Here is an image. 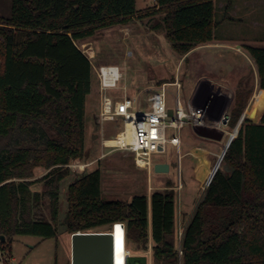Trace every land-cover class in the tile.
<instances>
[{
	"label": "trees",
	"instance_id": "1",
	"mask_svg": "<svg viewBox=\"0 0 264 264\" xmlns=\"http://www.w3.org/2000/svg\"><path fill=\"white\" fill-rule=\"evenodd\" d=\"M137 3L12 0L11 14L0 17V253L11 257L17 235L56 237L61 183L72 170L66 165L86 154V101L94 78L78 42L140 16ZM154 13L163 14L166 36L182 56L216 38L215 0H156ZM244 48L258 73L259 89L245 113L250 119L227 147L181 241L171 181L150 197L105 200L99 168L68 186L64 224L71 235L124 222L133 252L146 250L152 238L153 264H264V47ZM251 94L236 92L233 128ZM37 167L49 169L42 191L32 189Z\"/></svg>",
	"mask_w": 264,
	"mask_h": 264
},
{
	"label": "rangeland",
	"instance_id": "2",
	"mask_svg": "<svg viewBox=\"0 0 264 264\" xmlns=\"http://www.w3.org/2000/svg\"><path fill=\"white\" fill-rule=\"evenodd\" d=\"M250 6L256 9L254 8L248 19L226 21L215 31L214 40L205 43L186 60L174 50L166 36L163 14L154 13L156 0H138L137 8L140 16L134 17L126 24L101 28L93 37L78 42L79 48L90 58L93 65L94 83L86 101V154L82 158L83 161L92 164L83 173L71 170L69 177L61 183V210L56 237L42 239L37 235H17L13 243L12 264H71V234L64 224L68 203L67 189L72 181L97 168L102 171V198L105 200L130 201L134 195L142 193L150 197L154 190L165 189L167 182L171 181L176 188L178 199L177 228L180 237V232H183L188 218L184 213L188 202L186 199L190 197L193 200L189 206L198 204L209 181L206 178H209L212 171L222 164V146L226 145L230 137L225 133L220 143L207 138H202L200 141L199 138L196 139L199 136L191 128L187 126L183 128L182 138L185 141L219 151L212 170L209 169L206 160L202 159L198 174L203 181H196L195 184L191 180L194 179L193 171L188 173L187 170L185 143L181 145L180 151L172 144H168L164 153L153 156V161L167 162L170 165L168 173H157L154 167L150 170L138 167L132 150L105 144V140L116 137L124 129V125L122 118L106 121L103 126L98 122L100 88L95 68L101 65L119 66L123 78L120 88L115 91V96L133 95L132 97L137 98L147 107L152 105L155 88L157 86L161 88L163 83H168L165 86L167 101L169 106H174L177 88L172 82L179 80L182 86L184 85L181 88V99L186 104V89L191 85L197 69V66L193 67V65L199 61L198 71L232 80L234 87L232 96L240 89L252 91L243 112L246 113L259 87L256 65L244 46L250 44L264 47V0H251ZM11 8L12 0H0V17H8ZM216 10L220 17L223 9L219 3ZM229 106L227 112L231 115L235 100ZM245 118L250 119L248 116ZM260 119L253 121L258 122ZM234 128L229 123L226 130L233 133ZM48 172L49 169L43 167L34 170V176L31 178L35 181L32 185L33 190H43L42 179ZM180 182L182 187L179 189ZM43 211L47 218L51 217L47 202ZM128 246L133 251L134 245L128 242Z\"/></svg>",
	"mask_w": 264,
	"mask_h": 264
},
{
	"label": "built area",
	"instance_id": "3",
	"mask_svg": "<svg viewBox=\"0 0 264 264\" xmlns=\"http://www.w3.org/2000/svg\"><path fill=\"white\" fill-rule=\"evenodd\" d=\"M1 25V24H0ZM99 80L100 88V105L98 113V122L104 125L106 121L122 118L124 129L119 133L128 130V123L131 125L132 140L124 141L120 139L119 133L116 135L118 142L111 147L132 150L134 154L135 164L144 169L150 170L155 167L157 162L153 161L155 154L164 153L167 145L172 144L178 151L182 145V130L184 127L191 128L195 133L197 129L204 132L213 131L215 133H227L228 137L232 133L227 132L230 122V115L227 111L215 116L210 104L198 106L189 100L184 104L181 99L182 84L179 80L172 82L176 86L177 91L174 96V106H169L165 86L163 83L161 88L153 94L152 105L147 107L140 103L137 98L125 94L122 97L115 96V91L120 88V82L123 73L117 65H101L95 68ZM236 135L239 133L237 126L233 129ZM234 136V137H235ZM233 137V138H234ZM108 146V145H107ZM181 154L179 153V162ZM92 162H85L82 159H75L66 166L76 172H85ZM182 187L180 182L179 189ZM117 225H123V253L124 264L129 256L146 255L148 264H153V243L150 237L148 248L142 252L135 253L128 246V238L126 234V224L124 222L114 223L110 229L90 232H109L113 236V247L115 253V237L114 232ZM180 232V241L182 237ZM179 253L182 255L181 247ZM12 258L0 253V264H12ZM116 263V262H115ZM181 264V260L179 262Z\"/></svg>",
	"mask_w": 264,
	"mask_h": 264
},
{
	"label": "crops",
	"instance_id": "4",
	"mask_svg": "<svg viewBox=\"0 0 264 264\" xmlns=\"http://www.w3.org/2000/svg\"><path fill=\"white\" fill-rule=\"evenodd\" d=\"M218 3L223 9V13L220 15V17H218L219 15L217 13V20L219 21V25L217 26L216 30L226 21L248 19L252 15V12L256 9L254 6H250L251 0H215L216 9ZM204 45L205 44H200L194 47L192 50H190L187 54L183 55L182 57L184 58V60H186L194 52L198 51ZM198 62L195 63L193 67L197 66V69L199 70L198 66H200V63ZM197 69L194 72V76L192 77L193 81L191 82V85L186 89V94H185L186 102L191 100L193 101L194 104L198 106L210 104L213 110V114L215 116H218L220 115V113L227 111L228 107H230L229 105H232V102L235 97V95L232 96V93L234 91L232 80L216 77L213 76L211 73L210 74L205 73L202 71H198ZM158 87L160 86H157V88H155L156 91L158 90ZM197 135L199 137H196V139L199 138L198 140L200 141L202 138L212 139L209 137L201 136L199 134ZM222 139L220 140L212 139V140L217 141V143H220ZM184 143L186 144V156L188 158L187 170L188 173H191L193 171L194 179L191 178V180H193V184H195L196 181L202 180V178L199 177L198 174V167L202 159L204 158L206 160L209 169L212 170L215 162L214 159L217 158V154L219 153V151L212 150L211 148H207V146H203L197 143L185 141L182 138V144ZM228 144L229 142L227 141L226 145L222 146V153L225 152V149L227 148ZM163 163H167V162H163ZM211 164H213L212 167ZM213 173L214 171H212L210 177L209 178L207 177L206 179L210 180L211 175ZM207 182L209 183V181ZM186 200H188V202L186 201L187 205L185 207L184 213L186 216H188L187 218L188 221L196 207V203L193 204L192 206H189L191 203H193V200L190 197L187 198ZM70 252H71V244H70ZM11 258L14 259L13 250H12Z\"/></svg>",
	"mask_w": 264,
	"mask_h": 264
},
{
	"label": "water",
	"instance_id": "5",
	"mask_svg": "<svg viewBox=\"0 0 264 264\" xmlns=\"http://www.w3.org/2000/svg\"><path fill=\"white\" fill-rule=\"evenodd\" d=\"M245 116V113H243L236 125L238 132ZM196 132L201 136L212 139L220 140L223 138V133H215L213 131L204 132L199 129H197ZM232 139L229 141V144ZM226 150L227 148L225 149V152ZM225 152H223L221 160L223 159ZM154 170L157 173H168L170 171V165L168 163H156ZM213 174L211 175V178ZM2 239L4 240L5 237L2 236ZM114 257L113 236L111 233L90 231H78L72 233L71 264H115ZM126 264H148V258L146 255L133 254L127 258Z\"/></svg>",
	"mask_w": 264,
	"mask_h": 264
},
{
	"label": "bare ground",
	"instance_id": "6",
	"mask_svg": "<svg viewBox=\"0 0 264 264\" xmlns=\"http://www.w3.org/2000/svg\"><path fill=\"white\" fill-rule=\"evenodd\" d=\"M92 48V47H91ZM92 51V50H91ZM128 130L124 133H119V138L123 139L124 141H131L132 140V131H131V125L128 123ZM236 135V131L232 133V135L229 138V141ZM228 141V142H229ZM118 142L117 137L109 138L105 140V144L108 146L115 145ZM124 228L123 225H117L115 230V253H114V262L115 264H124V253H123V232Z\"/></svg>",
	"mask_w": 264,
	"mask_h": 264
}]
</instances>
